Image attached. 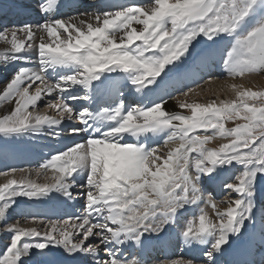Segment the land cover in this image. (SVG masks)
Here are the masks:
<instances>
[{
    "label": "snow or ice",
    "instance_id": "obj_1",
    "mask_svg": "<svg viewBox=\"0 0 264 264\" xmlns=\"http://www.w3.org/2000/svg\"><path fill=\"white\" fill-rule=\"evenodd\" d=\"M0 45V105H12L0 135L66 141L35 169L0 173V264H147L174 227L180 254L155 264H264V90L233 84L234 99L207 103L166 90L194 67L264 74V0H0ZM161 134L166 155L150 143ZM56 197L81 207L25 217L39 227L11 220L19 198Z\"/></svg>",
    "mask_w": 264,
    "mask_h": 264
},
{
    "label": "bare ground",
    "instance_id": "obj_2",
    "mask_svg": "<svg viewBox=\"0 0 264 264\" xmlns=\"http://www.w3.org/2000/svg\"><path fill=\"white\" fill-rule=\"evenodd\" d=\"M2 2L7 4L9 2V0H2ZM2 50H3V46L0 45V51H2ZM10 74H11L10 68L9 69H0V83H2L0 88H2L4 86V81L10 79ZM246 79H248V78H246ZM208 86L212 87L214 90L213 91L207 90L208 91L207 93L202 92L199 95H197L196 93H193V95L191 94L192 97H197V99L195 98L194 101L200 102V103H205V102L209 101L207 96H211L213 93L217 95L218 101L220 99H224V98L229 99L231 96L228 93H225L224 98H223V96H221L224 93V90L220 88L219 81H216V80L213 81L212 80L211 85H208ZM238 86H242L243 88H247L245 82H241V84ZM229 91L234 93L231 90V87H230ZM234 95H235V93H234ZM179 99L182 100L185 98L182 96H179ZM211 99H213V98L211 97ZM11 108H12L11 104L0 105V115H3L5 112L10 111ZM166 108L169 111H182L178 108L176 100L168 101V103L166 104ZM40 111L48 112L50 110L47 109L46 107H44L43 104H41ZM184 114H187V113H185V110H184ZM130 139H132V138H130ZM0 141L11 142V143H14L17 145L25 146V147H27V149L29 151H31L32 154H35V155L39 154L42 156H45V154H47V153L54 152L56 149L63 148L64 144L66 142L63 140H61V141L54 140L51 137V135L48 134L46 129H44L43 133L40 135L25 134L23 136H17V137H4L3 135H0ZM167 147L169 149H171L172 147H174V145L169 144V145H167ZM160 151L161 150L159 149V152ZM11 156L19 157L20 153L17 152L16 150H13V148L6 149L4 146L0 145V168H4L3 165L7 163V161L9 160V158ZM4 171H7V169L5 168V170L0 171V173H2ZM32 173H35V172H32ZM20 175H21V173L18 172L16 174V178H19ZM30 178L33 180H37V182H39V183L45 182V177L43 175H41L40 177L31 175ZM6 180H7L6 178L0 179V183L6 182ZM54 196H55V194H54ZM44 203H46V207L42 210V213H41L42 215H48V217H50V218H54V217L56 218V216L59 215V217L57 219H67L68 218L66 215H62L60 213H63L64 211L68 212L70 209L71 202L64 203V200L62 197H56L53 199H45V200H35V201L27 200V204H23V205L15 208V211L11 213V220H20V222L22 223V221L25 218H23L22 214H20V211L23 210L26 213H28L27 212V209H28V210H32V214L36 213L37 211H35V208H39ZM73 209L74 208H72V210ZM17 215H21V216H17ZM32 225L33 224L30 223V227H32ZM37 227H39V225H37ZM256 233H257L256 234V240H259L258 239V236L260 235L259 234V224H257ZM175 239L176 238H173L172 242L178 243L179 240H175ZM0 246H2V245H0Z\"/></svg>",
    "mask_w": 264,
    "mask_h": 264
},
{
    "label": "rangeland",
    "instance_id": "obj_3",
    "mask_svg": "<svg viewBox=\"0 0 264 264\" xmlns=\"http://www.w3.org/2000/svg\"><path fill=\"white\" fill-rule=\"evenodd\" d=\"M135 27H137L138 29H139V27L140 26H138V25H134ZM246 78H248V79H246ZM246 79V80H245ZM241 82H245L246 83V86H247V88H251V89H253V90H256V91H260V90H264V74H260V75H257V74H253V75H246L245 77H243V78H237V79H228V78H226L225 76H224V78L223 79H221L220 81H219V83H220V88L221 89H223L224 90V93L222 94V95H225V93H228L229 95H231L230 97H232V99H234L235 98V95H234V93H232V92H230L229 91V89H230V86L231 85H233V84H235V85H240L241 84ZM208 85H211V83H205L204 85H202L201 87L199 86V88H197L196 89V91H198V93L199 94H201L202 92H204V93H207L208 91H213L214 89L212 88V87H210V86H208ZM1 86V85H0ZM208 90V91H207ZM192 95H193V93H191ZM191 94L187 97V98H185V99H187L188 101H194L195 100V98L197 99V97H192L191 96ZM234 96V97H233ZM183 97V96H182ZM204 97V96H203ZM202 97V98H203ZM211 97L213 98V99H217V95L216 94H212L211 96H207V98L209 99V101L210 100H212L211 99ZM215 97V98H214ZM185 99H182V100H185ZM225 99V98H224ZM228 100H231L230 98L228 99ZM217 101H218V99H217ZM208 102V101H207ZM207 102H205V103H207ZM185 113H188L186 110H185ZM227 127H232L233 126V124L232 123H228L227 125H226ZM46 129V128H45ZM47 130V129H46ZM224 141H222V140H220V139H217L214 143H211V144H209L208 145V147L209 148H215L217 145H219L220 143H223ZM166 147H162V148H160V150L161 151H163L164 149H165ZM161 151H160V154H161ZM167 153V152H166ZM162 155V154H161ZM166 155V154H165ZM29 170H31V169H29ZM18 173V172H17ZM36 176L35 175V173H32V176ZM8 179V177H5V176H3V175H0V179ZM3 183H5V182H3ZM3 183H0V184H3ZM225 198V193H223V194H221V197L219 198V199H217V201H219V200H222V199H224ZM20 200H21V202L20 203H22V204H24L26 201H27V198H19ZM19 203V204H20ZM20 206V205H19ZM223 207H225V205L224 204H220V208L222 209ZM208 210V212H209V214L210 215H212V213H211V209L209 208V209H207ZM64 214L63 215H66V212L64 211L63 212ZM67 216V215H66ZM65 216V217H66ZM212 218L213 219H215V217L214 216H212ZM13 221H15V220H13ZM22 225L23 226H25V227H30V223H26L25 222V219L22 221ZM33 226H36L37 227V225H32V227Z\"/></svg>",
    "mask_w": 264,
    "mask_h": 264
}]
</instances>
